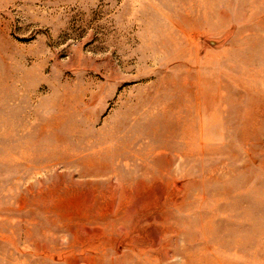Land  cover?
<instances>
[{"label":"rangeland","instance_id":"374dc122","mask_svg":"<svg viewBox=\"0 0 264 264\" xmlns=\"http://www.w3.org/2000/svg\"><path fill=\"white\" fill-rule=\"evenodd\" d=\"M249 4L0 0V264H264Z\"/></svg>","mask_w":264,"mask_h":264},{"label":"bare ground","instance_id":"6f19581e","mask_svg":"<svg viewBox=\"0 0 264 264\" xmlns=\"http://www.w3.org/2000/svg\"><path fill=\"white\" fill-rule=\"evenodd\" d=\"M263 2V5H262V7L264 8V0H251V5L249 4V7L250 6H252L253 8H252V10H251V13H254V14H256L257 12H258V9H260L261 8V6H257V5H254V3H256V2ZM261 31L262 32H264V23H262V25H261ZM253 40L255 41V43H254V45H256L257 43H261V42H263L264 41V38L261 36V34H257L256 35V37H254L253 38ZM149 147H150V145H149ZM147 150V149H146ZM170 150V149H169ZM144 152V151H143ZM166 152H168V151H166ZM141 153V152H140ZM158 153V152H157ZM135 154H136V152H135ZM164 156V155H163ZM166 156V155H165ZM164 156V157H165ZM138 157V156H137ZM139 158V157H138ZM153 159V158H152ZM156 159V158H155ZM129 160V159H128ZM163 160V159H162ZM159 161V160H158ZM164 161V160H163ZM173 161V160H172ZM129 162V161H128ZM154 162V161H153ZM166 162V161H165ZM138 163H139V160H138ZM167 163H171V159H168L167 160ZM163 164H165V163H163ZM92 165V164H91ZM137 166H139V165H137ZM152 166V165H151ZM128 167V166H127ZM152 169V168H151ZM151 169H149V170H151ZM166 169H168V167L166 168ZM169 173V172H168Z\"/></svg>","mask_w":264,"mask_h":264},{"label":"water","instance_id":"95a60500","mask_svg":"<svg viewBox=\"0 0 264 264\" xmlns=\"http://www.w3.org/2000/svg\"><path fill=\"white\" fill-rule=\"evenodd\" d=\"M211 43H214V41H211Z\"/></svg>","mask_w":264,"mask_h":264}]
</instances>
